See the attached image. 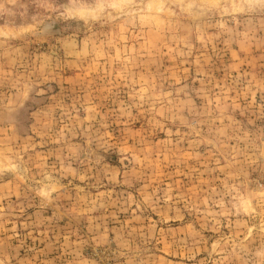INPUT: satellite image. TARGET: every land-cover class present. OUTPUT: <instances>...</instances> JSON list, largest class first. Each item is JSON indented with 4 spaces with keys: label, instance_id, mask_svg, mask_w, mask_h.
<instances>
[{
    "label": "rangeland",
    "instance_id": "374dc122",
    "mask_svg": "<svg viewBox=\"0 0 264 264\" xmlns=\"http://www.w3.org/2000/svg\"><path fill=\"white\" fill-rule=\"evenodd\" d=\"M0 264H264V0H0Z\"/></svg>",
    "mask_w": 264,
    "mask_h": 264
},
{
    "label": "bare ground",
    "instance_id": "6f19581e",
    "mask_svg": "<svg viewBox=\"0 0 264 264\" xmlns=\"http://www.w3.org/2000/svg\"><path fill=\"white\" fill-rule=\"evenodd\" d=\"M54 25L50 26L49 29L54 30Z\"/></svg>",
    "mask_w": 264,
    "mask_h": 264
}]
</instances>
